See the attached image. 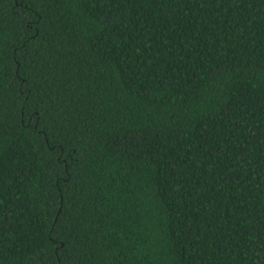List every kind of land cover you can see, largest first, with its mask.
Instances as JSON below:
<instances>
[{
  "label": "trees",
  "instance_id": "trees-1",
  "mask_svg": "<svg viewBox=\"0 0 264 264\" xmlns=\"http://www.w3.org/2000/svg\"><path fill=\"white\" fill-rule=\"evenodd\" d=\"M0 179V264H264V0H0Z\"/></svg>",
  "mask_w": 264,
  "mask_h": 264
},
{
  "label": "snow or ice",
  "instance_id": "snow-or-ice-1",
  "mask_svg": "<svg viewBox=\"0 0 264 264\" xmlns=\"http://www.w3.org/2000/svg\"><path fill=\"white\" fill-rule=\"evenodd\" d=\"M99 23L102 24H108L110 23V20H101ZM113 27H117V25H113ZM131 49V50H129ZM183 48L180 49V52H183ZM158 49L153 47L151 45L150 39L145 38L143 44H136V45H129L128 48L124 49V60L125 63L131 67L132 64L137 63V61H140V64L138 65V69L136 71V75L133 77L134 80H139L141 73L144 72L145 67L152 68V64H149V61H152L153 64H158L159 62L156 61L155 57L157 55ZM173 55H176L175 53ZM36 70L39 72L41 71L40 65H36ZM164 79H166L163 72L160 73L159 76L156 75L155 71L149 75L144 76V80L142 82V87H145V91H158L160 87H164ZM149 80H151V83H149ZM155 86V87H154ZM167 89L165 88V91ZM162 99V97H161ZM49 118H51V113H46ZM0 186H2V179H0ZM29 264H34V262H29ZM65 264H72L71 260V249L68 250L67 253V260L65 261Z\"/></svg>",
  "mask_w": 264,
  "mask_h": 264
}]
</instances>
